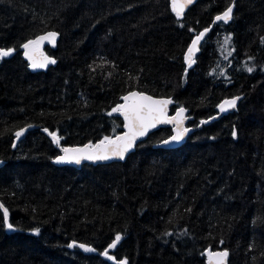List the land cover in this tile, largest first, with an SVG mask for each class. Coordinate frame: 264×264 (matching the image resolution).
I'll return each mask as SVG.
<instances>
[{"label":"trees","instance_id":"obj_1","mask_svg":"<svg viewBox=\"0 0 264 264\" xmlns=\"http://www.w3.org/2000/svg\"><path fill=\"white\" fill-rule=\"evenodd\" d=\"M232 2L187 66L193 36ZM48 33L35 60L56 63L32 68L21 46ZM0 48L13 49L0 58V264H207L210 247L264 264V0H198L183 17L171 0H0ZM135 89L173 97L189 125L242 99L176 148L158 146L168 126L125 161L52 162L122 131L112 109Z\"/></svg>","mask_w":264,"mask_h":264},{"label":"snow or ice","instance_id":"obj_2","mask_svg":"<svg viewBox=\"0 0 264 264\" xmlns=\"http://www.w3.org/2000/svg\"><path fill=\"white\" fill-rule=\"evenodd\" d=\"M173 11L177 12V15H181L180 11H177V3L178 0H171ZM192 0H183V4H191ZM232 7H228L226 11L223 12L222 15H218L216 17L217 21L223 20L227 22L231 19ZM205 32L208 29L204 30ZM57 33H48L47 36L38 37L36 40H30L28 43L22 45L23 48L29 49L32 45H38L41 41L45 39H51L54 43L55 37ZM204 32H201L192 42V46L188 49V57L187 59L191 63V57L196 50L197 42L203 37ZM231 37H226L224 40L225 44H228ZM13 49H2L0 48V58L7 57L11 54ZM28 55V53H25ZM29 59L32 60L31 67H45L47 63H56L54 59H45L44 61L37 63L35 59L29 56ZM249 72L253 71L251 67L247 68ZM125 103L119 104L115 108L112 109V112L121 113L124 116V120L126 123L124 127L127 128V131L122 136H117L115 140L110 137H104L103 140L96 145H85L83 149H68L64 148L62 151L65 153L63 156L57 157V162H75L77 164L80 163L82 159L88 160H107L113 156L123 158L124 153L128 151L134 144L135 140L138 136H144L150 127H155V125L159 122H167L172 123L175 120V117L167 120H162V117L165 115L166 105L171 103L169 100H153L152 97L144 96L143 94L137 92H130L127 96L122 98ZM240 97H235L231 100H225L222 104L219 105L221 111H225L228 108H234L236 106L237 100ZM183 112V109L177 112V116H180ZM112 113L110 112L109 115ZM205 123V122H202ZM180 126L178 124L177 135L172 137L173 141H178L182 139L184 133L188 131V129L179 130ZM24 129L17 132L15 135L19 138ZM45 132H48V135L52 138V141L59 145L60 137L57 135L55 131L49 132L48 129H44ZM232 135L235 137L236 132L233 131ZM169 141H164V143H168ZM70 154V155H69ZM0 208L3 209V221H8V210L3 208V205H0ZM8 228L11 229L13 225L11 223L7 224ZM39 232V229H36ZM121 239L120 235L117 234L115 236V240L112 244L109 245L110 248H115L116 243ZM73 245H69L72 247ZM81 248H85V245H79ZM87 251H94V249L86 248ZM103 255L108 256V252L105 251ZM228 255L227 251L215 253V256L218 257L217 264H222L223 258ZM109 259H114V257L109 256ZM119 264H127V260H121Z\"/></svg>","mask_w":264,"mask_h":264},{"label":"water","instance_id":"obj_3","mask_svg":"<svg viewBox=\"0 0 264 264\" xmlns=\"http://www.w3.org/2000/svg\"><path fill=\"white\" fill-rule=\"evenodd\" d=\"M196 1L198 0H192V3L191 4H183V0H178V3H177V11H180L181 12V15L180 17H183L184 16V13L185 11L193 4L195 3ZM173 7V6H172ZM229 7H232V13H231V18L233 17V14H234V10H235V3L232 2ZM228 8V7H227ZM226 8V9H227ZM223 10L219 13H217L211 24L208 26V27H205L203 29H201L196 35L193 36V38L191 39L190 43L188 44L187 48L185 49V52H184V61H185V64L187 66H190L194 60L196 59V57L199 55L200 51H201V47H202V44L204 43V41L206 40L207 36L209 35L210 31L212 30V28L214 27L215 24H218L220 22H224L223 20L221 21H217L216 20V17L218 15H222L224 11ZM176 12V11H175ZM177 13V12H176ZM205 29H208L207 32H205L204 30ZM201 32H204V35L203 37L197 42V45H196V50H194L193 54H192V57H191V60L192 62L190 63L189 60L187 59L188 57V49L192 46V42L193 40L196 38L197 35H199ZM45 40L41 41L38 45H32L30 46V48L28 49L30 52H32L30 55H27L28 59H29V56H31L33 59L37 58V50H38V47L44 42ZM21 49H25L21 46ZM42 55H40L41 57ZM30 61H32L31 59H29ZM130 92H137V93H140V94H143L144 96H149V97H152L153 100H169L171 101V103L167 104L166 105V108H165V115L164 117H162V120H167V119H171L173 117H175V120L172 122V123H167V122H159L155 125V127H150L148 129V131L146 132V134L144 136H138L137 139L135 140L133 146L124 153V157L121 159L119 157H116V156H113L111 157L110 159H107V160H88V159H82L80 161L79 164L75 163V162H57V157L59 156H63L65 155V153L62 151V149L64 148H68V149H83L85 145H89L90 143H86V144H79V145H67V146H64L61 148V153L59 155H57L53 160L52 162L55 164V165H58V166H63V165H70V166H73V167H76V168H81L82 165L86 164V163H90V164H93V165H98V164H103V163H111L113 161H125L128 157V155L130 153H132L135 149H136V146L138 143H140L141 141L145 140L150 133H152L153 131L159 129L160 127H168V126H171L172 127V134L167 137L166 139H164L162 142H160V144L158 146L160 147H165V148H176V147H179L181 145H183L188 136L194 132L195 130L201 128L203 125H206V124H209L211 123L212 121L214 120H217L219 119L220 117H222L223 115H226L230 112H233L235 109H237L241 99H242V96L241 95H236V96H231V97H226L224 98L220 103L222 104L225 100H231L235 97H240L239 100H237L236 102V106L234 108H228L226 109L225 111H221L219 105L217 107V112L213 115H211L210 117L208 118H205L203 119L198 125H189V121L191 120L192 116L190 115V109L185 107V106H180L178 107L175 111H172L171 109V106L173 104V97L171 96H155V95H152L148 92H145V91H140V90H131L129 92H127L124 96H127ZM123 96V97H124ZM122 97V98H123ZM125 101L122 99L117 105L119 104H124ZM116 105V106H117ZM115 106V107H116ZM114 107V108H115ZM180 109H183V112L181 113L180 116H177V112L180 111ZM115 115L117 116H120L122 117L123 121H124V124L126 123V121L124 120V116L121 114V113H117V112H113ZM202 122H205V123H202ZM178 124L180 126V129L179 130H182V129H188V131L186 133H184L182 139L178 140V141H173L172 140V137L177 135V131H178ZM34 128V125L33 124H28V125H25L21 128H19L17 132L21 131L22 129H24L22 135L17 138L15 137V140H14V143H13V148H15L18 143L20 142L21 139H23L26 135V133L33 129ZM127 131V128L124 127L123 125V129L122 131H120L117 135H115L114 137H112L111 139L115 140L117 136H122L125 132ZM101 140H98L97 142H95L94 144H91V145H96V144H99ZM164 141H169L168 143H164ZM70 155V154H69ZM5 164V160L4 159H0V168ZM224 251H227L228 255L226 257L223 258V262L222 264H228L229 263V257H230V251L228 249H212L211 247L207 250L206 252V262L207 264H217V260H218V257L215 256V253H219V252H224Z\"/></svg>","mask_w":264,"mask_h":264},{"label":"rangeland","instance_id":"obj_4","mask_svg":"<svg viewBox=\"0 0 264 264\" xmlns=\"http://www.w3.org/2000/svg\"><path fill=\"white\" fill-rule=\"evenodd\" d=\"M26 53H28V55H30L32 52H30L29 50H27ZM26 56H27V55H26Z\"/></svg>","mask_w":264,"mask_h":264}]
</instances>
